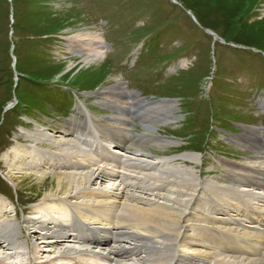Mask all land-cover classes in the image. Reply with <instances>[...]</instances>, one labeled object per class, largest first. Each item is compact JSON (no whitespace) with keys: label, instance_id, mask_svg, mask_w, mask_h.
<instances>
[{"label":"rangeland","instance_id":"1","mask_svg":"<svg viewBox=\"0 0 264 264\" xmlns=\"http://www.w3.org/2000/svg\"><path fill=\"white\" fill-rule=\"evenodd\" d=\"M178 1L0 0V121L4 108L14 102L15 72L9 53L12 8L15 10L12 41L16 44L18 69L22 75L18 88L22 103L6 113V120L0 126V210L10 212L0 214V224L7 225L13 233L16 245L13 241L12 244L18 255L7 246L8 242H4L6 238L0 237V264H63L69 257L73 258L72 264H120L116 260L102 261V254L107 253L109 247L116 248L120 244V241L115 242L116 238L109 246L97 248L91 239L77 238L83 241L78 243L69 237L68 243H62L77 248L79 253L53 256L46 249H50L48 243L42 242L45 239L43 230L35 228L33 223H26L38 216L42 207H61L41 195L48 189L43 185L48 180L43 183L34 178L25 180L24 173L31 172L26 164L24 171L16 169L18 165L8 167L7 156L16 148L31 147L32 141L26 136L28 131L42 129L57 138L65 133L66 139L74 140L77 128H71L78 123L75 119L85 114L91 117L95 126L102 127L103 121L110 122L112 126L103 129L101 137H107L106 143L111 142V149L125 153L128 158L148 157L156 161L171 158L169 165L193 169L201 179L230 176L218 185L229 186V181L234 180L236 185L246 189L249 180L238 176L243 169L239 167L245 165L264 171V0ZM206 28L213 30L215 35L203 33ZM93 36L98 39L96 41H101L105 55L96 60L97 64H88L91 55L87 43ZM215 36L243 46L227 44ZM90 66L91 69L86 71ZM34 78L50 82L42 89L33 84L31 79ZM112 86L126 91L128 101L132 103L130 110L119 102L109 101L117 97L113 90V93L107 90ZM48 87L50 95H46ZM94 88L96 92L92 91ZM102 96L109 99L102 100ZM137 98L145 102L139 99L140 104H135ZM64 103L73 108H64ZM47 105L51 106L46 108ZM132 132L135 133L133 140L129 138ZM157 136L163 141L154 142ZM93 142L86 141L82 148L89 156L97 158L96 149L91 145ZM41 145L45 146L43 150L53 151V148H47L52 146L46 141ZM32 150L31 147L29 152ZM142 154L146 155L140 156ZM185 154L199 156L196 162L178 158ZM30 160L29 155L26 162ZM231 166L238 169L230 175L227 169ZM118 169L135 174L132 167H127L132 172L120 166ZM151 169L148 166L141 172ZM32 173L41 174L39 169ZM59 173L57 168L49 169L46 174L51 177ZM253 176L264 180L261 173L251 172L248 177ZM13 178L22 182L20 186ZM108 180L103 178L101 185H108ZM251 189L257 191L260 188L252 186ZM126 191L143 198L156 193L143 185L127 186ZM202 192L204 199L195 213L201 215L203 221L190 229L199 246L240 261L249 256L247 253L261 258L264 245L260 249L262 252L249 250L248 240L244 241L245 252L241 245L235 246L233 227L215 221V215L211 217L208 201L215 194L210 190H202L199 194ZM59 198L68 201L65 204L59 202L67 208L65 212L70 210L68 227L78 216H84L85 222L92 221L86 219V214L93 216L97 212L79 204L81 200ZM235 200L231 215L246 220L247 214L241 212L242 207ZM211 221L215 223L218 237L223 236L227 241L223 250L212 240L208 228ZM109 228L112 229V224ZM223 232L226 234L222 235ZM84 242L89 244L87 249H82L87 246L82 244ZM9 250H13V254L9 255ZM83 250L95 253L91 256ZM19 255L20 260L13 258ZM117 259L123 262V259ZM261 263L264 264V259Z\"/></svg>","mask_w":264,"mask_h":264},{"label":"bare ground","instance_id":"2","mask_svg":"<svg viewBox=\"0 0 264 264\" xmlns=\"http://www.w3.org/2000/svg\"><path fill=\"white\" fill-rule=\"evenodd\" d=\"M90 38L92 39L87 43L91 55L87 59L88 64L96 62L105 55V51L101 47V41H96L98 40L96 36ZM77 41L81 42L78 38ZM96 44L98 45L96 46ZM94 64H97V62ZM90 69L91 66L86 71ZM80 73L82 72L80 71ZM107 90H109L108 92L113 90L114 95L117 96L109 101L119 102L120 105L122 104L130 110L132 103L128 101L129 98H127L124 89L112 86L111 88L108 87ZM115 91L117 92L115 93ZM97 94L99 95L101 92H97ZM101 98L106 101L109 99L104 96ZM135 102V104H140L139 99ZM83 120L87 126H83ZM103 123L102 129L112 126L110 122ZM98 130L92 127V123L88 122L86 116L81 118L80 124L78 123L77 135L74 140L66 139L65 133L57 138L54 134L44 132L42 129L31 130L28 131L29 134L26 136L31 139L33 150L29 152L30 146L20 150L19 146L12 155L7 156L8 167L13 168L18 165L16 169L24 171V169L26 170L24 164H26L27 169L31 170V172L24 173L25 180L32 181L34 178L38 183L48 180V183L43 184L48 189L44 192L39 190L43 195L42 197L49 198V200L61 205V207L56 206V208L42 207L38 212L40 216L38 215L26 221L28 224L33 223L35 228L43 230V238L45 239L42 242L48 243L47 246H50V249H46L51 251L50 254H54L53 256L65 255V257L78 254L77 248H71L69 244L62 243H68L70 241L69 237L75 238L78 243L91 239L90 242L95 244L96 247L109 246L110 241L116 238L115 242L120 241V244L116 248L109 247L107 253L102 254V261L111 263L116 260L120 264H135V262L149 264H262L261 259H264V253H261V258H255L252 254L247 253L249 256L240 261L229 256L219 255V252L215 254L207 251L199 246V242L193 238L190 229L193 225L203 221L202 216L195 213L198 212L199 203L204 199V193L199 194V192L210 190L215 194L214 197L213 195L210 196L208 201L212 208L211 217L215 215L213 216L215 221L233 227L235 246L241 245V250L245 252L247 247L244 241L248 240L250 241L249 250L262 252L260 249L264 245V180L248 176L251 172L264 175V171L245 165L239 167L244 170L241 169L242 173L238 176L249 180L246 181L245 185L249 186L248 189L240 188V185H236L234 180L229 181V186L218 185L229 180L230 176L229 178L225 177V179H201L193 169L169 165L171 158L156 161L149 160L148 157L145 159L128 158L121 152L113 153L106 148V146L112 147L111 142L106 144L107 137L104 140L101 139ZM88 140H94L91 145L96 149L97 158H92L85 152L86 149L82 148ZM154 140V142H157V140L158 142L163 141L158 136ZM44 141L51 144L52 147L47 148H53V151L43 150L45 146L41 144ZM109 141L111 140L109 139ZM85 147L89 148L91 146L86 145ZM18 152H20V155ZM29 155L31 160L26 162ZM198 156L197 154H185L181 155L180 159H189L196 162ZM16 159H18L17 162H14ZM119 166L123 169L132 167L135 174L120 172ZM148 166L152 169L141 172V169H148ZM57 168L61 173L47 177L46 173L49 169L55 170ZM34 169H39L41 174L32 173ZM237 169L238 167L231 166L227 170L231 175V173H236ZM127 170L132 172L131 169ZM171 177H173L172 180ZM103 178H109L108 185H101ZM129 179H134V181L130 182ZM13 181L19 186L22 183L16 178H13ZM141 185L152 191L156 190V193L152 194V197L143 198V196L139 197L126 191L127 186L140 187ZM252 186H257L260 189L254 191V189H251ZM59 197L81 200L79 204L87 205L97 212L93 216L86 214V219L92 221L85 222L82 220L84 216L82 218L78 216L73 220L72 225L68 227V212L70 210L65 212L67 208L59 203L63 201L62 203L65 204L68 201ZM235 199L238 200V205L242 207L241 212L247 214L246 220L238 217V215H231L234 211L233 202H236ZM1 213L3 215L10 214L8 210L4 209L0 210ZM110 224H112V229L109 228ZM6 226L0 224V237L6 238L7 246L14 249V254L18 255L17 248H14V245H16L13 241L14 235ZM208 228L211 230L212 240L218 243V247L223 250L227 246V241L223 236L218 237L215 223L211 221ZM225 234L226 232H223L222 235ZM77 238H82L83 241ZM88 245H85L82 249H87ZM82 249L80 248V250ZM83 251L90 253L91 256L94 255L87 250ZM8 253L9 255L13 254V250H9ZM20 256H13V258L15 257L18 260ZM117 257L123 259V262H119ZM72 259L71 257L65 258L64 264L65 262L72 264Z\"/></svg>","mask_w":264,"mask_h":264},{"label":"trees","instance_id":"3","mask_svg":"<svg viewBox=\"0 0 264 264\" xmlns=\"http://www.w3.org/2000/svg\"><path fill=\"white\" fill-rule=\"evenodd\" d=\"M7 1V0H6ZM13 1H15V0H13ZM227 42H229V40H226ZM238 44V43H237ZM56 65H59V64H57V63H55ZM32 80V82H33V84L36 86V87H44L47 83H49L50 81H48V80H37V79H31ZM44 85V86H43ZM20 103H22V100H20ZM3 110V109H2ZM2 110H1V112H2Z\"/></svg>","mask_w":264,"mask_h":264},{"label":"water","instance_id":"4","mask_svg":"<svg viewBox=\"0 0 264 264\" xmlns=\"http://www.w3.org/2000/svg\"><path fill=\"white\" fill-rule=\"evenodd\" d=\"M13 50V49H12Z\"/></svg>","mask_w":264,"mask_h":264}]
</instances>
